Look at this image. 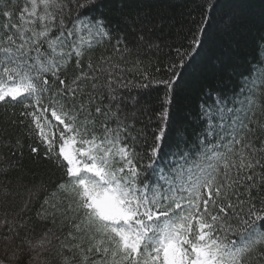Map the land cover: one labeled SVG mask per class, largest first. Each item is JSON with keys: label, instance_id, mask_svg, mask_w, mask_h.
<instances>
[{"label": "snow or ice", "instance_id": "obj_1", "mask_svg": "<svg viewBox=\"0 0 264 264\" xmlns=\"http://www.w3.org/2000/svg\"><path fill=\"white\" fill-rule=\"evenodd\" d=\"M26 4L17 24L2 26L0 102L32 101L21 113L30 120L29 135L64 168L67 180L37 213L53 223L61 218L65 239L76 241L55 237L74 253L62 251L59 264H73L76 253L79 264H264V121L256 114L264 115V59L240 72L236 92L203 101L197 127L178 128L173 150L162 156L183 45L175 49L177 63L168 65L170 77L158 79L148 71L151 57L173 47L160 22L133 15L117 0ZM13 12L0 15L11 20ZM205 23L189 30V49L201 43ZM97 48L101 54L93 58ZM153 83L166 91L153 144L141 153L142 130L129 109L147 110L143 90ZM27 210L28 202L21 216ZM5 226L4 239L19 240L17 264L52 243L47 233L35 244L21 237L17 227L27 225L15 216L0 220Z\"/></svg>", "mask_w": 264, "mask_h": 264}, {"label": "trees", "instance_id": "obj_2", "mask_svg": "<svg viewBox=\"0 0 264 264\" xmlns=\"http://www.w3.org/2000/svg\"><path fill=\"white\" fill-rule=\"evenodd\" d=\"M117 5L125 7L133 15L140 14L162 24L166 43L173 47H165L151 57L152 63L148 66V71L158 79L170 77L172 70L168 65L177 63V47L183 45L181 51H187L185 62L174 69L178 76V79L173 78L175 100L161 153L162 156L170 155L172 145L177 140V129L183 127L190 132L197 127L199 105L205 100L211 102L217 92L226 95L236 92L240 72L250 63L264 59V0H117ZM25 6H28L26 0H0V13L14 8L11 20L0 15V35L5 34L2 27L4 24L18 23V13ZM202 18L206 23L198 37L201 43L189 49L192 43L189 30L194 28V22ZM104 47L110 48V45L105 44ZM101 51L102 49L97 48L92 53L93 58L99 56ZM252 79L255 80L256 77L253 76ZM135 91L139 90H134L133 94ZM143 91L142 104L147 110L137 106L135 110L129 109V115H135L136 128L142 130V135L137 136V151L146 153L150 151L154 133L159 126L157 117L162 111L166 89L164 85L153 83ZM124 95H127L126 91ZM29 103L32 101L0 102V220L6 216L11 220L15 216L18 221L26 222L27 231L20 227H17V231L21 237L27 235L33 243L44 237L45 233L51 234V241L54 238L57 244H46V255L42 258H46L45 264H59L57 260L62 251L66 256L74 253L62 249L55 237H60L66 244L76 241L65 239L68 229L66 225L62 226L61 218L57 217L53 223L51 217L41 220L37 213L41 211L45 197L56 192V185L65 182L67 178L63 167H58L52 160L44 157V148L38 143L36 136L29 135L30 120L21 115L25 111L24 105ZM260 103L262 101L258 90L257 105ZM256 114L264 121V115L259 110ZM49 119H52L50 115ZM17 140L20 142L19 146ZM256 143L259 144V141ZM30 146L40 148V152L33 154ZM160 163L165 165L168 161L161 160ZM62 195L57 193L56 199H60ZM26 202L28 210L21 216ZM6 229L7 226L0 229V264H17L14 251L8 249V240L4 239L9 236ZM9 242L14 243L16 248L19 240L10 238ZM34 254L36 249L32 252V258L25 257L22 264H36ZM80 259V255L76 253L73 264H79Z\"/></svg>", "mask_w": 264, "mask_h": 264}, {"label": "rangeland", "instance_id": "obj_3", "mask_svg": "<svg viewBox=\"0 0 264 264\" xmlns=\"http://www.w3.org/2000/svg\"><path fill=\"white\" fill-rule=\"evenodd\" d=\"M207 163H214V161H207ZM51 237H52V235L49 234L48 237H46V239H51ZM56 244H57V242H54V238H52V244H51V246H55ZM7 245H8V249L9 250H12V252L13 251L15 252L14 243L9 242V240H8ZM45 251L46 250H44V248H41L39 246L36 248V254H34L35 255V257H34L35 259L34 260L37 262L36 264H45L46 263L45 262L46 261L45 260L46 258H42V257H44L46 255ZM57 261L60 262V256L58 257V260Z\"/></svg>", "mask_w": 264, "mask_h": 264}]
</instances>
